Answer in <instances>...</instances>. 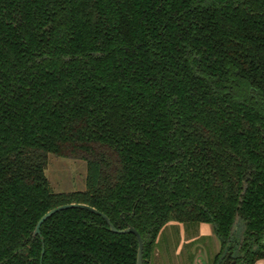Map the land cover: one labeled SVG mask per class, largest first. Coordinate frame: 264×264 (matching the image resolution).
Returning <instances> with one entry per match:
<instances>
[{"label": "trees", "instance_id": "1", "mask_svg": "<svg viewBox=\"0 0 264 264\" xmlns=\"http://www.w3.org/2000/svg\"><path fill=\"white\" fill-rule=\"evenodd\" d=\"M69 203L142 264L171 222L211 225L209 264L264 258V0H0V264L136 263L86 209L32 236Z\"/></svg>", "mask_w": 264, "mask_h": 264}, {"label": "rangeland", "instance_id": "2", "mask_svg": "<svg viewBox=\"0 0 264 264\" xmlns=\"http://www.w3.org/2000/svg\"><path fill=\"white\" fill-rule=\"evenodd\" d=\"M44 173L54 192H70L84 190L85 188L86 163L83 160L48 154ZM168 225L173 226L168 227ZM168 225L163 229V232L160 233L157 240V257L159 264H177V259L179 260V258L174 248L184 241L183 236L180 234L179 226L170 223ZM239 225V222H237L235 230L236 235H239ZM194 227H197V225H187L185 228L193 230ZM210 231L213 232L212 229ZM238 235L236 237H238ZM205 236L207 235L200 238L208 242L209 240H206L207 238ZM209 236L210 235H208V237ZM199 244L203 245L200 246ZM192 246L196 248V254H200L202 260H207V264L211 262L213 252L216 250L212 242L207 245L203 241H192L189 247L192 248ZM171 250L172 254L170 253ZM167 251H169V253H167Z\"/></svg>", "mask_w": 264, "mask_h": 264}, {"label": "crops", "instance_id": "3", "mask_svg": "<svg viewBox=\"0 0 264 264\" xmlns=\"http://www.w3.org/2000/svg\"><path fill=\"white\" fill-rule=\"evenodd\" d=\"M170 224H175L179 226L180 234L181 236H183V240H184L183 243L181 242L180 244H178L179 246L177 245L174 248L175 249L174 251L176 254H178V258H179V260L177 259L178 261L177 264H184V263L193 264V262H197L199 259L200 261L202 260L200 258V254H196V248H193V246L192 248L189 247L192 241L194 242L203 241L207 245H209V243L212 242V244L214 245L216 249L215 252L218 250L219 241L217 237L213 234V232L210 231L212 227L211 225H209V223H204V222L199 223L197 227H194L193 230L183 227L181 223L171 222ZM170 226H173V225H168V227ZM204 235H207L205 236L207 238L206 240H209L210 242L209 241L205 242L204 240L200 238V237H204ZM208 235L210 236L208 237ZM199 245L202 246L203 244H199ZM167 253H169V251H167ZM170 253L172 254V250L170 251ZM254 264H264V258L255 261Z\"/></svg>", "mask_w": 264, "mask_h": 264}, {"label": "water", "instance_id": "4", "mask_svg": "<svg viewBox=\"0 0 264 264\" xmlns=\"http://www.w3.org/2000/svg\"><path fill=\"white\" fill-rule=\"evenodd\" d=\"M67 208H81V209H86L89 210L99 216H101L106 223L108 224L109 228L111 231L113 232H117V233H132L135 235L136 240H137V254H136V263L135 264H142V251H143V241L142 238L139 234V232L132 226L128 225L127 227H125L124 229H116L110 222L109 218L103 214L102 212L98 211L97 209H95L94 207H91L87 204H83V203H69V204H64V205H60L57 207H54L50 210H48L45 214H43L40 219L37 221L35 228L33 230L32 236H39L41 238V232H40V227L42 225V223L48 219L51 215H53L56 212H59L61 210L67 209ZM42 240V238H41ZM44 253V250L42 248L41 251V258L42 255ZM230 252L227 254L226 258L224 259V261L221 264H232L230 263ZM206 260H198L197 262H193V264H206Z\"/></svg>", "mask_w": 264, "mask_h": 264}, {"label": "flooded vegetation", "instance_id": "5", "mask_svg": "<svg viewBox=\"0 0 264 264\" xmlns=\"http://www.w3.org/2000/svg\"><path fill=\"white\" fill-rule=\"evenodd\" d=\"M219 251V248H218V250L215 252V250H214V252H213V255H212V259H213V257H214V255L217 253ZM229 252H227L226 253V255L224 256V258L223 259H221V261L218 263V264H221L223 261H224V259L226 258V256H227V254H228ZM233 256L234 255H232V253H230V258H229V260H230V263H232V264H235V261H234V259H233ZM207 261V260H206ZM212 261V260H211ZM211 263V262H210ZM207 264V263H206ZM208 264H209V262H208Z\"/></svg>", "mask_w": 264, "mask_h": 264}]
</instances>
